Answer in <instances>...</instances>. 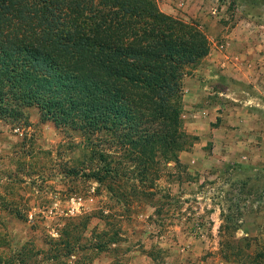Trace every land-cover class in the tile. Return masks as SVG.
Here are the masks:
<instances>
[{
    "label": "rangeland",
    "instance_id": "obj_1",
    "mask_svg": "<svg viewBox=\"0 0 264 264\" xmlns=\"http://www.w3.org/2000/svg\"><path fill=\"white\" fill-rule=\"evenodd\" d=\"M155 1L174 10L168 16L194 17L208 29L221 19L226 32L254 30L248 6L264 2ZM181 104L192 139L178 160L159 156L146 180L124 163L125 176L104 184L93 176L105 164L99 155L125 157L110 137L91 142L83 132L57 130L34 108L20 124L0 120V264H241L246 255L252 261L264 248V171L239 181L232 164L211 166L213 147L190 131L198 106Z\"/></svg>",
    "mask_w": 264,
    "mask_h": 264
},
{
    "label": "trees",
    "instance_id": "obj_2",
    "mask_svg": "<svg viewBox=\"0 0 264 264\" xmlns=\"http://www.w3.org/2000/svg\"><path fill=\"white\" fill-rule=\"evenodd\" d=\"M209 49L198 24L155 0H0V120L20 124L34 108L57 130L108 136L125 157L101 153L95 179L125 176L131 162L146 180L159 156L178 160L192 139L185 79ZM249 257L241 264H264V248Z\"/></svg>",
    "mask_w": 264,
    "mask_h": 264
},
{
    "label": "crops",
    "instance_id": "obj_3",
    "mask_svg": "<svg viewBox=\"0 0 264 264\" xmlns=\"http://www.w3.org/2000/svg\"><path fill=\"white\" fill-rule=\"evenodd\" d=\"M248 8L255 15L254 30L239 26L226 32L221 19L211 29L194 17L180 19L198 24L210 47L185 79L182 101L198 106L190 131L210 142L211 166L232 164L239 181L264 171V2ZM161 11L174 13L166 2Z\"/></svg>",
    "mask_w": 264,
    "mask_h": 264
}]
</instances>
